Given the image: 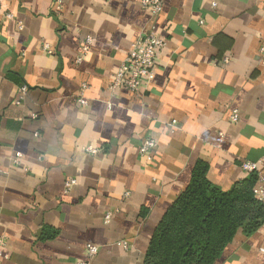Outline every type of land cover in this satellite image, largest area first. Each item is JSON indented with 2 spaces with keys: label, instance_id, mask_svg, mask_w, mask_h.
I'll list each match as a JSON object with an SVG mask.
<instances>
[{
  "label": "crops",
  "instance_id": "crops-1",
  "mask_svg": "<svg viewBox=\"0 0 264 264\" xmlns=\"http://www.w3.org/2000/svg\"><path fill=\"white\" fill-rule=\"evenodd\" d=\"M151 29L166 43L149 88L110 90ZM263 59L264 0H164L156 17L138 0H63L59 11L52 0H0V264H79L87 244L99 247L88 264H143L197 160L223 190L248 175L244 161L264 175ZM81 83L86 107L72 100ZM147 135L151 162L137 153ZM214 264H264V223L239 231Z\"/></svg>",
  "mask_w": 264,
  "mask_h": 264
},
{
  "label": "trees",
  "instance_id": "trees-1",
  "mask_svg": "<svg viewBox=\"0 0 264 264\" xmlns=\"http://www.w3.org/2000/svg\"><path fill=\"white\" fill-rule=\"evenodd\" d=\"M207 171L206 161L195 162L187 186L155 226L143 264H214L239 231L250 236L262 226L264 202L254 190L258 173L223 190Z\"/></svg>",
  "mask_w": 264,
  "mask_h": 264
},
{
  "label": "built area",
  "instance_id": "built-area-1",
  "mask_svg": "<svg viewBox=\"0 0 264 264\" xmlns=\"http://www.w3.org/2000/svg\"><path fill=\"white\" fill-rule=\"evenodd\" d=\"M140 7L149 11L153 16H157L163 7L164 0H138ZM210 6L216 8L219 0H209ZM52 4L56 11L61 9L63 0H52ZM8 18H11L10 14H7ZM94 38L87 35L80 47V54L76 57V63H80L90 49ZM166 43V38L155 32L154 29L138 36L131 44L128 55L125 60L117 67L112 75V80L109 85L110 90L115 91L118 88H125L134 94L136 97H140L149 88L155 76V69L158 64V56L162 48ZM48 50V46L44 47ZM263 51V49H261ZM50 52V51H49ZM228 58H224V62H227ZM264 61V59H263ZM88 89L87 83H81L77 92L73 95L72 100L81 107H86L89 103L86 97V91ZM28 87L25 84H21L18 89V95L16 103L22 99L27 93ZM239 118L238 109L233 108L230 114V120L237 122ZM156 139L147 135L143 138L138 147V156L151 162L154 159V150L156 148ZM86 151L89 153H97V149L94 147H87ZM20 153L16 152L14 159L17 160L20 157ZM241 168L247 172H257L258 164L256 162L244 161L241 164ZM258 173V172H257ZM75 180L65 181L66 189H69ZM257 197L264 202V175L258 173V186L254 189ZM129 192H126L124 196H128ZM112 217V212L108 211L105 214L104 222L107 223ZM120 245L127 248L128 244L124 241L119 242ZM5 245V238L0 236V255L2 253L3 246ZM99 252V247L93 244H87L85 246L84 259L79 264H88L90 260L96 256Z\"/></svg>",
  "mask_w": 264,
  "mask_h": 264
}]
</instances>
